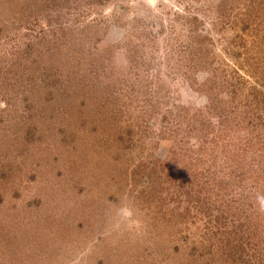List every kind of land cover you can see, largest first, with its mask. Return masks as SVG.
<instances>
[{
    "label": "rangeland",
    "instance_id": "obj_1",
    "mask_svg": "<svg viewBox=\"0 0 264 264\" xmlns=\"http://www.w3.org/2000/svg\"><path fill=\"white\" fill-rule=\"evenodd\" d=\"M264 0H0V264H264Z\"/></svg>",
    "mask_w": 264,
    "mask_h": 264
},
{
    "label": "clouds",
    "instance_id": "obj_2",
    "mask_svg": "<svg viewBox=\"0 0 264 264\" xmlns=\"http://www.w3.org/2000/svg\"><path fill=\"white\" fill-rule=\"evenodd\" d=\"M262 210H264V205H262Z\"/></svg>",
    "mask_w": 264,
    "mask_h": 264
}]
</instances>
